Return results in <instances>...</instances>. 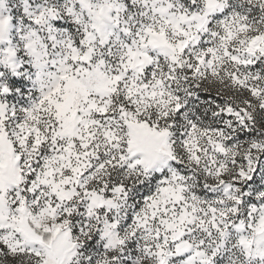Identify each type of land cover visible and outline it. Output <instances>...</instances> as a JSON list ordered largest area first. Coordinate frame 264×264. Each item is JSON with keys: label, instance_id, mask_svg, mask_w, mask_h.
<instances>
[{"label": "snow or ice", "instance_id": "1", "mask_svg": "<svg viewBox=\"0 0 264 264\" xmlns=\"http://www.w3.org/2000/svg\"><path fill=\"white\" fill-rule=\"evenodd\" d=\"M0 264H264V0H0Z\"/></svg>", "mask_w": 264, "mask_h": 264}]
</instances>
